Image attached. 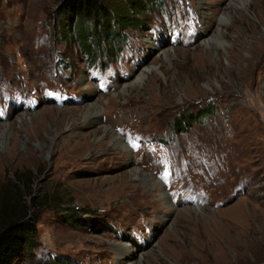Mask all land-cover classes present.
<instances>
[{
	"label": "rangeland",
	"instance_id": "obj_1",
	"mask_svg": "<svg viewBox=\"0 0 264 264\" xmlns=\"http://www.w3.org/2000/svg\"><path fill=\"white\" fill-rule=\"evenodd\" d=\"M60 1L0 0V190L39 241L13 264H264V0H164L104 64Z\"/></svg>",
	"mask_w": 264,
	"mask_h": 264
},
{
	"label": "trees",
	"instance_id": "obj_2",
	"mask_svg": "<svg viewBox=\"0 0 264 264\" xmlns=\"http://www.w3.org/2000/svg\"><path fill=\"white\" fill-rule=\"evenodd\" d=\"M163 3L164 0H61L55 11L63 24L59 36L74 37L90 59L101 54L104 64L105 55L112 58L120 51V44L126 40L125 30L146 28L141 14L157 5L162 9ZM212 112L213 107L208 103L195 111L185 109L173 118L170 125L179 133L183 126ZM20 183L23 184V180L16 178L8 189L0 190V264H13L18 259L34 256L33 251L39 246L37 228L24 225L27 205L21 195L16 198L13 194ZM52 199L53 193L48 192L40 199L33 198L31 204L39 208L48 205ZM75 219L76 224L89 227L93 223L81 216H75ZM49 263L63 264L59 258H53Z\"/></svg>",
	"mask_w": 264,
	"mask_h": 264
},
{
	"label": "bare ground",
	"instance_id": "obj_3",
	"mask_svg": "<svg viewBox=\"0 0 264 264\" xmlns=\"http://www.w3.org/2000/svg\"><path fill=\"white\" fill-rule=\"evenodd\" d=\"M249 0H230V4H232V5H234L235 7H245V5H246V3L248 2ZM227 18H231V16H230V14H223L220 18H219V21H220V23L221 22H224ZM228 20V19H227ZM217 32H218V35L216 36V38H211L209 41H206V43H210V42H212V43H214V42H216V41H221V44H223V43H226V40L223 38V33H222V27H221V25H219L218 26V28H217ZM218 43V42H217ZM219 45V44H218ZM220 46V45H219ZM165 54H166V56L167 57H169V52L167 53V52H165ZM150 69V68H149ZM146 76V73H145V71H142L141 72V74L138 76V80H142V78L143 77H145ZM100 107H102V106H100ZM94 122V121H93ZM10 126H11V124H9L8 125V127L10 128ZM10 130V129H9ZM116 137H117V135H116ZM115 138V137H114ZM119 138V137H118ZM119 144H120V141H119ZM123 144V143H122ZM41 147V146H40ZM147 180V179H146ZM152 184L154 185V186H159V185H161V188H162V199H164V200H169V197H168V195H167V192L165 191V187L160 183V182H154V181H152ZM126 253H124V255H125Z\"/></svg>",
	"mask_w": 264,
	"mask_h": 264
}]
</instances>
